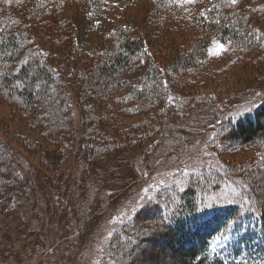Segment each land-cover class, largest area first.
<instances>
[{
  "label": "trees",
  "instance_id": "obj_1",
  "mask_svg": "<svg viewBox=\"0 0 264 264\" xmlns=\"http://www.w3.org/2000/svg\"><path fill=\"white\" fill-rule=\"evenodd\" d=\"M262 1L156 0L151 21L155 31L191 38L190 48L182 49L168 68L177 72L174 81L188 87L220 75L225 64H207L228 53L233 54L229 61L254 60L252 66L264 72V32L253 23L264 20ZM75 4L81 6L77 10H91L107 23L116 15L114 0H0V99L16 104V117L55 146L61 159L75 147V162H88L116 150L113 147L126 139L130 141L122 147L140 137L138 147L150 149L156 140L148 133H157L158 124L145 136L141 126L160 119L159 113L171 116L168 106L178 115L185 112L177 106L188 107L187 112L191 105L209 104L216 119L204 144L218 165L184 164L178 180L160 186L119 224L111 234L108 255L95 264H133L125 256L146 244H164L170 255H178L175 264H264V196L256 181L264 169V87H255L258 95L247 102L223 101L215 92L187 93L192 88L180 94L175 85L168 89L165 67L149 53L142 37L119 24L102 38L101 56L71 48L72 26L56 15ZM161 101L167 106L158 111ZM137 107L150 109L148 116L133 124L122 117L123 140L115 141L104 122ZM75 109L79 133L71 123ZM130 129L134 133L129 135ZM4 143L0 140V221L13 216L30 195L13 178L16 158ZM241 152L248 154L231 159ZM33 172L26 174L32 177ZM61 175L71 177L61 173L58 180ZM48 185L54 199L64 194L59 185Z\"/></svg>",
  "mask_w": 264,
  "mask_h": 264
},
{
  "label": "rangeland",
  "instance_id": "obj_2",
  "mask_svg": "<svg viewBox=\"0 0 264 264\" xmlns=\"http://www.w3.org/2000/svg\"><path fill=\"white\" fill-rule=\"evenodd\" d=\"M114 1L117 2L113 7L116 15L109 23L91 10H77L81 8L78 4L75 7L66 6V13L56 15L58 20H67L72 26L71 38L74 42L71 48H82L101 56L105 52L102 38L119 24L126 32L142 37L144 45L150 49L149 53L165 67L168 89L175 85L180 94L192 88L194 90L187 93L215 92L216 98L223 101L247 102L258 95L255 87H264V72L252 66L256 62L229 61L233 55L231 53L212 58L207 64L211 67L225 64L220 75L188 87L175 82L177 72H169L168 68L172 67L180 52L190 48L191 38L182 33L155 31L151 21L156 0ZM253 23L264 32L263 19L257 18ZM44 44L50 45L46 41ZM159 104H155L158 111L167 106L165 101ZM208 105L194 104L187 112L184 108L188 107L180 105L176 110H184L185 113L178 115L168 106V114L173 116L164 117V113H159L160 119H153L149 126L140 125L145 136L148 129L158 124L157 133H148L156 140L150 149L138 147L140 143L137 145L135 141H140L142 137L122 147L130 141L126 139L123 145L113 147L116 150L107 151L88 162L76 163L75 147L65 159H61L54 151L55 146L41 140L36 130L29 129L16 117V104H8L0 99V140L6 142L4 145L13 159L16 158L12 166L16 171L13 178L26 191H30V195L19 204L17 212L14 211L7 220L0 221V264H95L101 261L108 255L113 231L141 204L153 197L160 186L178 180L184 164L186 167H196L212 161L215 167L218 165L213 159L212 150L204 144L214 130L213 122L216 121ZM138 107L136 111H128L123 116L114 114L104 122L105 130L111 133L115 141L120 142L122 137V117L130 119L127 121L133 124V121L148 116L150 109L140 111ZM78 115L76 111L71 118L76 133L80 130ZM110 127L114 128L111 130ZM133 133L134 130L130 129L128 134ZM120 147L123 149H118ZM247 154H234L231 159L241 160ZM29 169L34 170L33 178L26 174ZM61 173H71V177L61 175L62 178L58 180ZM42 179L46 182L41 184L43 188L40 186ZM256 181L264 196V169L256 175ZM50 183L59 185L64 189V194L54 199L50 193ZM146 245L136 249L133 254L126 255V250L123 253L125 257L130 256L129 260L132 259L134 264L176 263L178 255H170L167 247H162L164 244L161 247Z\"/></svg>",
  "mask_w": 264,
  "mask_h": 264
},
{
  "label": "bare ground",
  "instance_id": "obj_3",
  "mask_svg": "<svg viewBox=\"0 0 264 264\" xmlns=\"http://www.w3.org/2000/svg\"><path fill=\"white\" fill-rule=\"evenodd\" d=\"M119 250L115 251V252H118ZM130 263H133V261H130ZM134 264V263H133Z\"/></svg>",
  "mask_w": 264,
  "mask_h": 264
}]
</instances>
